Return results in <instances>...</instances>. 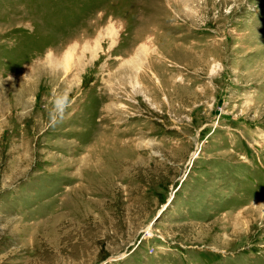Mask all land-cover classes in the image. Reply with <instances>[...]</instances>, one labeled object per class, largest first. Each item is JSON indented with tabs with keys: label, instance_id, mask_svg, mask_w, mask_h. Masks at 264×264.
<instances>
[{
	"label": "rangeland",
	"instance_id": "374dc122",
	"mask_svg": "<svg viewBox=\"0 0 264 264\" xmlns=\"http://www.w3.org/2000/svg\"><path fill=\"white\" fill-rule=\"evenodd\" d=\"M0 264H264V0H0Z\"/></svg>",
	"mask_w": 264,
	"mask_h": 264
},
{
	"label": "clouds",
	"instance_id": "9594fccd",
	"mask_svg": "<svg viewBox=\"0 0 264 264\" xmlns=\"http://www.w3.org/2000/svg\"><path fill=\"white\" fill-rule=\"evenodd\" d=\"M71 103L70 97L66 93H58L53 97L50 104L46 106L51 127H56L64 121Z\"/></svg>",
	"mask_w": 264,
	"mask_h": 264
},
{
	"label": "bare ground",
	"instance_id": "6f19581e",
	"mask_svg": "<svg viewBox=\"0 0 264 264\" xmlns=\"http://www.w3.org/2000/svg\"><path fill=\"white\" fill-rule=\"evenodd\" d=\"M182 1H184V0H182ZM52 63H53V61H52ZM192 156L194 157V156H195V154H193Z\"/></svg>",
	"mask_w": 264,
	"mask_h": 264
}]
</instances>
